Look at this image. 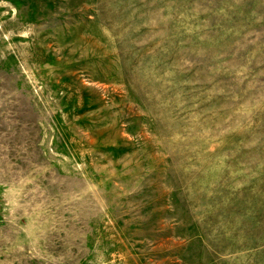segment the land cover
Listing matches in <instances>:
<instances>
[{"label": "rangeland", "instance_id": "rangeland-1", "mask_svg": "<svg viewBox=\"0 0 264 264\" xmlns=\"http://www.w3.org/2000/svg\"><path fill=\"white\" fill-rule=\"evenodd\" d=\"M0 264H264V0H0Z\"/></svg>", "mask_w": 264, "mask_h": 264}]
</instances>
